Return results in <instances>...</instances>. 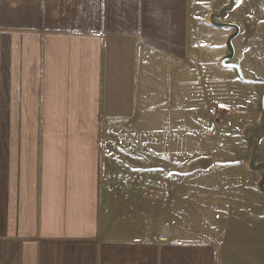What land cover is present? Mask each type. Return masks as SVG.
I'll return each instance as SVG.
<instances>
[{
    "label": "crops",
    "instance_id": "1",
    "mask_svg": "<svg viewBox=\"0 0 264 264\" xmlns=\"http://www.w3.org/2000/svg\"><path fill=\"white\" fill-rule=\"evenodd\" d=\"M190 12V0H0V264H240L181 210L149 209L109 155L155 132L148 70L187 61ZM218 22L224 39L239 25Z\"/></svg>",
    "mask_w": 264,
    "mask_h": 264
},
{
    "label": "rangeland",
    "instance_id": "2",
    "mask_svg": "<svg viewBox=\"0 0 264 264\" xmlns=\"http://www.w3.org/2000/svg\"><path fill=\"white\" fill-rule=\"evenodd\" d=\"M206 1L190 0L187 61L148 70L160 89L150 104L155 105L148 107L155 114V132L125 138L124 147L116 143L109 155L130 169L126 178L137 191L155 199L149 209L181 210L189 233L213 235L232 261L264 264L262 170L254 169L264 161V85L245 83L236 69L221 64L229 53L223 36L227 27L216 25L223 20L239 24L233 60L245 77L264 78V0H221L224 12L211 17ZM148 162L155 169L151 176L149 166L142 165ZM175 222L171 215L164 225Z\"/></svg>",
    "mask_w": 264,
    "mask_h": 264
},
{
    "label": "water",
    "instance_id": "3",
    "mask_svg": "<svg viewBox=\"0 0 264 264\" xmlns=\"http://www.w3.org/2000/svg\"><path fill=\"white\" fill-rule=\"evenodd\" d=\"M238 32H239V29L237 27L236 28V32L233 33L227 39V47L229 49V53L227 55H225L224 57H222V59H221L220 62H221V64L224 67H229V68L236 69L239 78L243 82H245V83H251V84L259 83V84H263L264 85V78H258V77L247 78V77H245L244 74H243V71H242L241 64L239 62H236V61L233 60V57L235 55V48H234V45H233V39L238 34ZM261 104H262V108L264 109V92L262 94ZM257 148H258L257 142H254L253 143V154H254L253 155V158H256V159L259 157ZM251 163L252 162H250V165H251ZM254 169L259 170V171L262 170V172H261V174H262V181L260 182V187L264 191V161L260 162L259 164H256L254 166Z\"/></svg>",
    "mask_w": 264,
    "mask_h": 264
}]
</instances>
